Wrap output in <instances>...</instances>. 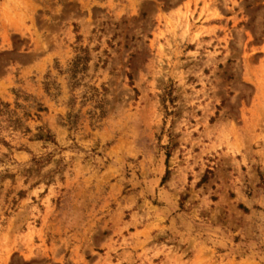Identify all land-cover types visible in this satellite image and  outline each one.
I'll use <instances>...</instances> for the list:
<instances>
[{"label": "rangeland", "instance_id": "374dc122", "mask_svg": "<svg viewBox=\"0 0 264 264\" xmlns=\"http://www.w3.org/2000/svg\"><path fill=\"white\" fill-rule=\"evenodd\" d=\"M0 264H264V0H0Z\"/></svg>", "mask_w": 264, "mask_h": 264}]
</instances>
